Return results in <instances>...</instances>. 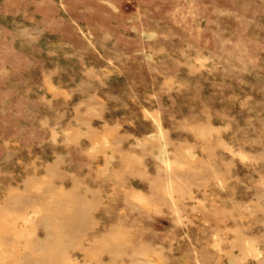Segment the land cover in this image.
I'll return each instance as SVG.
<instances>
[{"label":"rangeland","instance_id":"rangeland-1","mask_svg":"<svg viewBox=\"0 0 264 264\" xmlns=\"http://www.w3.org/2000/svg\"><path fill=\"white\" fill-rule=\"evenodd\" d=\"M0 264H264V0H0Z\"/></svg>","mask_w":264,"mask_h":264}]
</instances>
